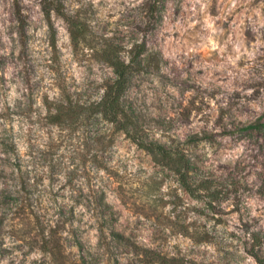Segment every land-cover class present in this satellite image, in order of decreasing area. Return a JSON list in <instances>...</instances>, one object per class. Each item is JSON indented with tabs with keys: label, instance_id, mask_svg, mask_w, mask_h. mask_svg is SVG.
<instances>
[{
	"label": "clouds",
	"instance_id": "9594fccd",
	"mask_svg": "<svg viewBox=\"0 0 264 264\" xmlns=\"http://www.w3.org/2000/svg\"><path fill=\"white\" fill-rule=\"evenodd\" d=\"M0 264H264V0H0Z\"/></svg>",
	"mask_w": 264,
	"mask_h": 264
},
{
	"label": "trees",
	"instance_id": "16d2710c",
	"mask_svg": "<svg viewBox=\"0 0 264 264\" xmlns=\"http://www.w3.org/2000/svg\"><path fill=\"white\" fill-rule=\"evenodd\" d=\"M109 111H110V112H115V111H116V105H115V102H113V104L111 105Z\"/></svg>",
	"mask_w": 264,
	"mask_h": 264
}]
</instances>
